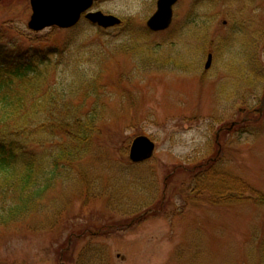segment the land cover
<instances>
[{
	"label": "rangeland",
	"instance_id": "1",
	"mask_svg": "<svg viewBox=\"0 0 264 264\" xmlns=\"http://www.w3.org/2000/svg\"><path fill=\"white\" fill-rule=\"evenodd\" d=\"M156 2L95 3L122 22L102 33L84 20L35 33L28 0H0V62L72 44L51 73L93 79L105 112L47 212L0 227V264H264V0H178L146 35ZM138 136L155 153L133 165ZM209 160L222 193L195 187Z\"/></svg>",
	"mask_w": 264,
	"mask_h": 264
},
{
	"label": "trees",
	"instance_id": "2",
	"mask_svg": "<svg viewBox=\"0 0 264 264\" xmlns=\"http://www.w3.org/2000/svg\"><path fill=\"white\" fill-rule=\"evenodd\" d=\"M71 45L56 46L53 52L45 47L46 52L29 59L0 62V227L46 213L51 192L67 181L70 167L86 157L99 133L98 123L105 112L101 105H93L94 80L80 72L75 73L77 81L51 73L52 57L63 60ZM69 52L68 58L75 59L80 53ZM72 97L79 103L73 104ZM197 167L195 187L209 184L222 193L223 187L208 176L215 166Z\"/></svg>",
	"mask_w": 264,
	"mask_h": 264
},
{
	"label": "water",
	"instance_id": "3",
	"mask_svg": "<svg viewBox=\"0 0 264 264\" xmlns=\"http://www.w3.org/2000/svg\"><path fill=\"white\" fill-rule=\"evenodd\" d=\"M31 16L27 24L32 32L58 28L69 30L77 26L83 18L92 26L108 30L121 25V20L101 12L92 11L93 5L101 0H28ZM178 0H157L156 11L147 20L146 28L151 33H160L169 29L173 19V7ZM212 55L207 56L205 70L211 67ZM155 151V144L146 136L133 139L128 158L133 164L150 160Z\"/></svg>",
	"mask_w": 264,
	"mask_h": 264
},
{
	"label": "flooded vegetation",
	"instance_id": "4",
	"mask_svg": "<svg viewBox=\"0 0 264 264\" xmlns=\"http://www.w3.org/2000/svg\"><path fill=\"white\" fill-rule=\"evenodd\" d=\"M230 129H231V128H230ZM222 131H223V129H219V130H218V132H217V134H216V142H217L218 137H219V135H220V133H221ZM216 145H217V143H216ZM217 146L219 147V144H218ZM210 161L213 162V163H211L212 166H215V164H214V161H215V160H209L207 163H210Z\"/></svg>",
	"mask_w": 264,
	"mask_h": 264
}]
</instances>
